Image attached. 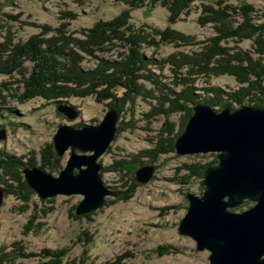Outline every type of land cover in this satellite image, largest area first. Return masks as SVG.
<instances>
[{"label": "rangeland", "instance_id": "374dc122", "mask_svg": "<svg viewBox=\"0 0 264 264\" xmlns=\"http://www.w3.org/2000/svg\"><path fill=\"white\" fill-rule=\"evenodd\" d=\"M148 1L142 0L140 7L129 12L127 25L158 31L169 27L195 43L216 36L212 23L200 24L204 5L215 8L219 1L232 6L250 4L259 16L253 24L264 22V0H191L187 6H178L175 12L164 5L173 0H157L152 6ZM127 8L115 0H0V132L4 135L0 138V159L5 161V157H12L25 167L32 165L41 169L49 148L59 159L58 169L41 170L57 176L70 154L69 148L63 156L55 155L52 144L57 128L62 124L78 128L97 125L108 111L109 102L97 103L94 97L71 98L64 104L77 111L73 120L59 113L52 101L34 98L20 103L22 75L27 78L33 63L20 59L19 66H14L8 58L12 49L41 35L45 26L50 32L42 38L55 36L57 30L62 29L67 35L82 39L80 30L91 28L98 21L114 19ZM156 38L159 40L160 36ZM233 40L221 44L229 48L231 54L237 51ZM175 43L145 47L143 53L159 61L175 51L194 50L192 47L175 48ZM118 45L109 52H96L94 58L84 54L83 71L93 70L100 59L120 61L127 51ZM238 47L256 57L252 39H244ZM152 72L163 86L180 90L171 83L173 73L168 65L161 69L155 67ZM139 83L144 94L126 102L121 111L116 110L114 140L97 160L103 184L116 194L106 197L101 208L76 215L81 195L41 199L26 183L23 168H0V187L9 185L11 190L3 196L0 206V264H40L48 260L42 258L43 250H64L61 264H111L124 255L127 257L122 264H209V252L197 251L194 240L179 234L177 228L188 206L185 194L200 196L203 192L202 173L190 176L184 166L217 162L216 154L177 155L174 142L188 119L184 112L170 110L168 103L159 106L163 89L149 81ZM208 87L224 93L238 89L229 75L208 81L199 77L193 83L200 100L207 97L203 88ZM118 94L121 96V91ZM252 105L248 99L242 104ZM209 107L219 109V106ZM232 107L241 106L233 103ZM143 166L154 169L150 180L140 184L135 180V172ZM251 205L244 202L233 211L241 212ZM7 254L15 256L11 263L1 261Z\"/></svg>", "mask_w": 264, "mask_h": 264}, {"label": "trees", "instance_id": "16d2710c", "mask_svg": "<svg viewBox=\"0 0 264 264\" xmlns=\"http://www.w3.org/2000/svg\"><path fill=\"white\" fill-rule=\"evenodd\" d=\"M115 1L127 5V10L114 19L98 21L91 28L80 30L82 39L67 35L62 29H58L55 36L42 38L44 34L50 32V28L45 26L41 35L34 36L24 45L12 49V53L7 57L14 66H19L20 59H28L33 63L27 78L22 75L23 92L18 96L20 103L41 98L58 106L71 98L94 97L97 103L109 101L108 109L113 108L119 112L126 102L144 94L139 82L149 81L156 88L163 89L159 106L168 103L170 110L184 112L185 119L189 118L192 113L191 107L196 103L219 106L216 111L223 108L234 110L233 103L242 106L248 99L253 104L250 107L264 109V22L253 24L254 19L259 17L253 6L246 3L232 6L221 1L215 4V8L204 5L200 24L212 23L216 36L205 42L195 43L192 38L169 27L158 31L152 28L135 29L127 25L129 12L140 7L142 0ZM156 1L149 0L148 5L152 6ZM189 1L191 0H173L167 1L164 5L169 11L175 12L178 6H187ZM157 36H160L159 40H156ZM232 38L237 48L234 54L230 53L229 48L221 45ZM244 39H252L255 43L253 49L255 58L251 52L242 51L238 47ZM175 41L177 42L174 44L175 48L192 47L194 50L175 51L159 61L146 57L143 53L145 47L157 48L159 45ZM117 44L119 47H125L127 51L120 61L109 62L100 59L93 70L83 71L81 63L84 61V54L94 58L96 52H109ZM165 65L171 68L173 73L171 83L174 88L180 87L179 91L163 86L161 80L152 72L153 68L161 69ZM5 73L9 74V71ZM221 75L232 76L238 89L224 93L214 87L203 88L207 97L200 100L199 95L195 93L196 89L193 88L195 80L201 77L208 81ZM118 91H121V96H118ZM223 96L226 99H223ZM46 151L47 160L42 161L41 169L57 170L59 159L53 156L49 148ZM214 164L216 162L184 167L189 170L190 176H200L206 166ZM5 166L18 170L26 165L12 157H5V161L0 159V168L4 169ZM3 189L5 195L11 193L9 185ZM41 253L42 258L48 260L40 264H61L65 254L64 250L54 252L43 250ZM19 256L23 255L19 253ZM125 257L127 255L118 257L111 264H122ZM1 258V261L5 259L11 263L15 256L7 254Z\"/></svg>", "mask_w": 264, "mask_h": 264}, {"label": "water", "instance_id": "95a60500", "mask_svg": "<svg viewBox=\"0 0 264 264\" xmlns=\"http://www.w3.org/2000/svg\"><path fill=\"white\" fill-rule=\"evenodd\" d=\"M191 110L174 150L180 156L215 153L217 162L202 171V194H185L188 206L178 233L194 240L197 251H208L209 264H264V109L241 106L216 111L196 103ZM57 111L69 120L78 114L64 103ZM117 117L111 108L97 125H60L52 145L56 156L70 148L65 165L57 176L24 167L28 186L41 199L81 195L76 215L104 206L106 197L116 194L103 184L97 160L114 140ZM153 169L138 168L135 180L147 183ZM4 195L0 187V206ZM244 202L252 205L233 211Z\"/></svg>", "mask_w": 264, "mask_h": 264}, {"label": "bare ground", "instance_id": "6f19581e", "mask_svg": "<svg viewBox=\"0 0 264 264\" xmlns=\"http://www.w3.org/2000/svg\"><path fill=\"white\" fill-rule=\"evenodd\" d=\"M40 169V168H39Z\"/></svg>", "mask_w": 264, "mask_h": 264}]
</instances>
